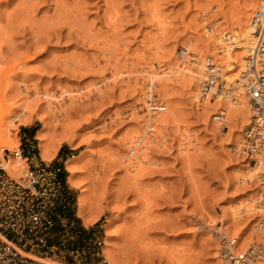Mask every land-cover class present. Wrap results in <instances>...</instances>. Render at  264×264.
Segmentation results:
<instances>
[{
    "label": "rangeland",
    "instance_id": "obj_1",
    "mask_svg": "<svg viewBox=\"0 0 264 264\" xmlns=\"http://www.w3.org/2000/svg\"><path fill=\"white\" fill-rule=\"evenodd\" d=\"M258 1L0 0V129L18 141L0 147V163L18 148L39 159L43 130L45 143L62 147L45 162L60 166L63 182L66 155L81 154L71 162L80 186L64 183L52 216L59 253L43 262L71 264L72 250L106 261V239L121 264H229L223 252L234 237L233 254H264V190L257 175L242 185L253 165L235 150L246 126L226 119L216 128L218 94L206 100L197 90L208 72L200 84L177 76L192 46L232 34L240 13L250 23ZM236 83L224 86L228 100L239 96ZM129 159L144 175L130 178ZM80 193L97 216L88 226L77 217Z\"/></svg>",
    "mask_w": 264,
    "mask_h": 264
},
{
    "label": "built area",
    "instance_id": "obj_2",
    "mask_svg": "<svg viewBox=\"0 0 264 264\" xmlns=\"http://www.w3.org/2000/svg\"><path fill=\"white\" fill-rule=\"evenodd\" d=\"M250 25L251 39L246 49L241 83L254 114L249 126L244 128L238 146L241 156L248 158L253 166H260L257 176L264 190V5L254 11ZM207 67L209 75L199 86L201 99H212L215 95L212 90L222 87L215 75L218 70L211 64ZM161 107L160 104L153 106V112L159 113ZM212 120L222 123L224 117L215 114ZM7 153L4 164L0 163V264H46L43 259L51 253H59L50 245V238L53 212L66 200L61 168L33 154L25 156L19 148L12 152L7 150ZM10 158L20 159L18 171L6 168ZM261 197L264 206V194ZM260 226L264 228V219ZM223 254L229 264H252L259 249L253 246L243 253L233 254L225 247ZM69 255L71 264H108L104 259L87 260L78 250L70 251Z\"/></svg>",
    "mask_w": 264,
    "mask_h": 264
},
{
    "label": "bare ground",
    "instance_id": "obj_3",
    "mask_svg": "<svg viewBox=\"0 0 264 264\" xmlns=\"http://www.w3.org/2000/svg\"><path fill=\"white\" fill-rule=\"evenodd\" d=\"M262 5H264V0H259L258 1V6H257L256 9L260 8ZM240 14L241 15H239L233 21L230 19L231 22L228 25V27L226 28V29L229 30L228 32L232 33V34H230L231 36L228 35V34H224V35L221 36V38H218L215 33H212L211 32V35L206 37V39L208 38L206 40V42L205 43H202V45L200 46L201 49L196 48V47H198L197 45L195 47L192 46L191 47V53L194 55V57L193 58L191 57V59L189 61H185L184 60V63H185L186 66L181 67V68L179 67L180 68L179 69L180 71H178V75H177V76L182 77L183 78L182 80L186 81L188 84L191 83L192 80L195 83L197 82L198 84H200L201 83V79H202L204 73L208 72V74L206 76V77H208L209 72H210L209 69H208V67H205V66L211 64V65H214V67L218 70L215 75L218 78V80H219L218 82L221 84L222 87H220V89L219 88L218 89H215L214 88V90H212V92H214V94H215L214 97L212 98V100H214L216 94H218V96L215 98V100H216V102H218V104H219L218 106H219L221 112L219 111L217 114L218 115L220 114V115H222L224 117V121H223L224 123L223 122L222 123H217L216 122L217 123L216 128L222 127L225 124V121L227 122V120H228V122H227V125L226 126H231V125H233V124H235V123H237V122L240 121L241 124H243L244 126L247 127L250 124V121L248 122V120H247L248 116H249V120H250V117L252 116V114H254L253 106L250 103L249 97H248V95H247V93L245 91V88H244V86L241 83V72H242V70L244 68V58H245V55H246V49H247V47H248V45L250 43L251 32H252L251 25L248 22L250 13L249 14H246L245 12H243V13H240ZM205 52H208L207 55L209 57L205 58L204 61L202 62V60H203L202 59V56H204ZM184 57H185V55H184ZM212 58L216 60L215 61L216 64L214 63V61H213ZM188 63H190L189 66L187 65ZM202 63H204V65ZM236 80H239V82L241 83V85H240V83H236V85L233 86V87H236L237 91L239 92V96H237V98L229 99L228 100L229 89L224 88V86H231V85L234 84V82ZM198 86H200V85H198ZM197 90H198V93H199V89L198 88H197ZM243 90H244V92H243ZM241 94H244V96H242ZM76 97H78V96H76ZM246 98L248 99V101H246L247 100ZM206 100H207V98H206ZM209 100H211V99H209ZM27 104H30V103H27ZM24 108H25L24 109L25 112L30 113V116L28 114L26 115L27 118L24 119L23 124H28L31 121L32 110L31 109H28L25 106H24ZM52 110H54V108H52ZM55 111H57V110H55ZM226 126L224 125L223 127H226ZM47 127L48 126L46 124V127L44 126L43 128H47ZM1 129H2V127H1ZM1 129H0V147L9 148L10 150L17 148L18 147V141L17 140H14V139L13 140H10V138L8 136V132L5 131V130L3 131ZM151 131H152L151 132L152 134L150 136H153V135H155L157 133L155 130H153V128H152ZM221 131H222V129H221ZM233 131H235V130H233ZM43 132H44V130H43ZM43 132H41V134L39 133V137H37L38 139L41 140L40 145H39V158L41 160H43V161H48V160L52 159V157L56 153V151H57V145H54L53 143H45L44 142V136H43L44 134H42ZM142 138H145L144 135H140V136L136 137V139L133 140L131 146L133 148H134V146L136 147V145L138 144V142H141ZM184 146H185V143H184ZM235 150H236V153L239 152V150H240L239 149V146H236L235 147ZM136 152H138V151H136ZM133 153H135V152H133ZM133 153L131 152V156H132ZM80 155L81 154L79 153L76 156L67 159L66 162H65L66 163V169H67V171L70 174L68 176V178H67V183H69L71 186H73L75 188H79L80 185H79V183L75 179L76 170H75V167L73 166V164L71 162L74 159L79 158ZM128 158H130V157H128ZM114 160L113 161L115 163L116 162V159H114ZM141 160H143V157L139 159L140 162H142ZM125 161H124L125 167H127V169L129 170V172L134 175L133 176L131 174L132 177L130 176V178L133 179V178L136 177L138 179L137 176L140 175L141 173L143 174V172H142V170H143L142 165L140 166V163H137V161H135V162L134 161H130V159L127 160L126 162ZM144 161H146V159H144ZM18 165L20 166V159L17 158V159H12V161H10L8 163L7 167L9 168V170L15 172V171H18ZM117 167H119V166L117 165ZM259 170H260V166L257 165V164L255 166L251 167L248 175H245L244 174L245 177L243 176L244 178L243 177H242L243 179L241 178L242 179V181H241L242 185L248 184V182L250 183V181H253L254 176L258 174V171ZM136 182H139V181H136ZM251 207H252V210L254 208L256 210L255 204L253 206L251 205L249 208H251ZM259 210L261 211V208ZM247 211L249 212V210L246 209V212ZM77 217L82 220V223H83L84 226L90 225L97 218V216H93L92 215L91 210H90V208L88 206L87 200H86L85 196H83V194H81V193L78 195V198H77ZM239 217H240V215H239ZM257 230L260 231V232H264V228H262V226L261 227H258ZM214 238H215V236H214ZM216 239H218V238H216ZM237 239H238V237L237 238L234 237L233 239H231L229 241L230 242V244H229L230 251L232 250V248L234 246V243H235V241ZM106 240H105V243H104V252H103V254L105 256V259H106L107 263L108 264H121L119 262L117 256L114 255L111 250H109L108 247H109L110 243L107 242ZM262 255H264V254H262ZM262 255H260V254L259 255H256V257L254 258L252 264H264V258H262ZM168 263L169 262H167V264Z\"/></svg>",
    "mask_w": 264,
    "mask_h": 264
},
{
    "label": "crops",
    "instance_id": "obj_4",
    "mask_svg": "<svg viewBox=\"0 0 264 264\" xmlns=\"http://www.w3.org/2000/svg\"><path fill=\"white\" fill-rule=\"evenodd\" d=\"M24 127H25V129H26V133H28V135L30 136L31 131H32V127H31V125L29 124V125L24 126ZM24 136H25V134H24ZM24 141H26V139H25ZM61 148H62V147H59V148H58V150H57V152H56V155H59V154L61 153ZM67 149H69V148H67ZM66 158L69 159V155H66ZM64 183H67V181H64Z\"/></svg>",
    "mask_w": 264,
    "mask_h": 264
},
{
    "label": "trees",
    "instance_id": "obj_5",
    "mask_svg": "<svg viewBox=\"0 0 264 264\" xmlns=\"http://www.w3.org/2000/svg\"><path fill=\"white\" fill-rule=\"evenodd\" d=\"M30 154H33V151H32V150L27 151V152H24V155H25V156H26V155H30Z\"/></svg>",
    "mask_w": 264,
    "mask_h": 264
}]
</instances>
